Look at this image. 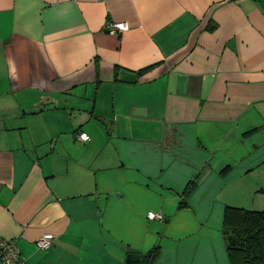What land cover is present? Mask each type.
<instances>
[{
	"label": "crops",
	"instance_id": "0c3cea01",
	"mask_svg": "<svg viewBox=\"0 0 264 264\" xmlns=\"http://www.w3.org/2000/svg\"><path fill=\"white\" fill-rule=\"evenodd\" d=\"M228 207L264 210V0H0V238L25 264H237Z\"/></svg>",
	"mask_w": 264,
	"mask_h": 264
},
{
	"label": "trees",
	"instance_id": "16d2710c",
	"mask_svg": "<svg viewBox=\"0 0 264 264\" xmlns=\"http://www.w3.org/2000/svg\"><path fill=\"white\" fill-rule=\"evenodd\" d=\"M197 184L190 180L182 192L180 207L188 205L185 200L195 190ZM225 236L228 253L237 264H264V210L231 208L225 212ZM160 253L157 245L142 254L136 264H154Z\"/></svg>",
	"mask_w": 264,
	"mask_h": 264
},
{
	"label": "built area",
	"instance_id": "2783aa9c",
	"mask_svg": "<svg viewBox=\"0 0 264 264\" xmlns=\"http://www.w3.org/2000/svg\"><path fill=\"white\" fill-rule=\"evenodd\" d=\"M105 29L109 33H122L129 29V24L123 21L110 22L106 25ZM78 137L83 141L89 140L88 134L84 132L79 133ZM148 218L163 220V215L151 211L148 213ZM53 240L54 235L52 233H46L36 242L37 248L40 251L46 250L51 246ZM0 264H25L14 240L0 238Z\"/></svg>",
	"mask_w": 264,
	"mask_h": 264
},
{
	"label": "water",
	"instance_id": "95a60500",
	"mask_svg": "<svg viewBox=\"0 0 264 264\" xmlns=\"http://www.w3.org/2000/svg\"><path fill=\"white\" fill-rule=\"evenodd\" d=\"M121 81L125 82H134L137 79V75L135 73H131L128 71H121L119 76ZM142 256L138 253H129L126 257V261L128 264H136L141 260Z\"/></svg>",
	"mask_w": 264,
	"mask_h": 264
}]
</instances>
